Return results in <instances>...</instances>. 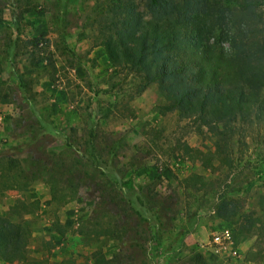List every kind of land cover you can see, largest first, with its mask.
<instances>
[{"label":"rangeland","instance_id":"1","mask_svg":"<svg viewBox=\"0 0 264 264\" xmlns=\"http://www.w3.org/2000/svg\"><path fill=\"white\" fill-rule=\"evenodd\" d=\"M143 1L134 0L140 13ZM111 4L0 0V170L29 181L5 189L0 180V217L32 221L28 260L14 264H92L97 249L112 264H202L189 261L194 253L206 264H264V233L238 235L254 218L264 226V121L236 122L230 164L203 169L183 146L213 152V132L195 118L159 114L156 84L142 91L137 75L109 66L99 44ZM259 12L264 20V4ZM38 119L71 147L42 134ZM192 174L208 185L185 188ZM113 179L130 181L159 218H137ZM51 186L66 202L52 203ZM225 227L242 241L237 258L208 249Z\"/></svg>","mask_w":264,"mask_h":264},{"label":"trees","instance_id":"2","mask_svg":"<svg viewBox=\"0 0 264 264\" xmlns=\"http://www.w3.org/2000/svg\"><path fill=\"white\" fill-rule=\"evenodd\" d=\"M109 1L112 4L105 11L99 44L109 66L137 75L143 83L142 91L156 84L158 95L165 101L158 108L159 114L177 112L180 118H195L213 132V152L183 146L185 154L203 169L211 170L216 163L229 165L233 125L253 119L264 121V20L259 12L264 0H144L143 13L137 10L134 0ZM15 77L22 86V77ZM38 124L42 134L58 137L66 147H71L52 125L39 119ZM11 171L0 170L3 188L21 189L29 184L27 176L20 177V173ZM112 182L124 192L137 218L146 223L159 218V213L146 208L138 193L130 192V181ZM181 184L194 190L208 185L204 177L195 174ZM126 189L129 191L125 192ZM51 201L61 205L66 196L56 201L52 191ZM259 203L264 205V194ZM218 207L227 211L228 205L222 203ZM219 210L217 215L224 217ZM31 223L29 219L12 223L0 217L1 264L28 260ZM250 227L264 233L259 217L239 229V237ZM189 261L206 264L198 253L192 254ZM92 264L112 261L97 249L92 253Z\"/></svg>","mask_w":264,"mask_h":264},{"label":"built area","instance_id":"3","mask_svg":"<svg viewBox=\"0 0 264 264\" xmlns=\"http://www.w3.org/2000/svg\"><path fill=\"white\" fill-rule=\"evenodd\" d=\"M230 228H222L219 232L211 234V240L208 242V249L215 255H222L224 258H237L238 250L232 238Z\"/></svg>","mask_w":264,"mask_h":264},{"label":"crops","instance_id":"4","mask_svg":"<svg viewBox=\"0 0 264 264\" xmlns=\"http://www.w3.org/2000/svg\"><path fill=\"white\" fill-rule=\"evenodd\" d=\"M37 22L39 23V22H41V21H39V20H37ZM76 44L77 43V41H75V39L74 40H72V41H69V44L71 45V44ZM72 44V45H73ZM78 49V48H77ZM23 68H25L26 69V67L25 66H23ZM22 72L23 71H25V70H21ZM20 73V72H19ZM232 238H233V240H234V242H235V244L236 245H239V244H241L242 243V241H239V238L237 237V235L233 232V234H232ZM237 247V246H236ZM238 248H239V246H238ZM211 254L212 255H214L212 252H211Z\"/></svg>","mask_w":264,"mask_h":264}]
</instances>
